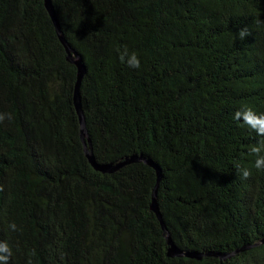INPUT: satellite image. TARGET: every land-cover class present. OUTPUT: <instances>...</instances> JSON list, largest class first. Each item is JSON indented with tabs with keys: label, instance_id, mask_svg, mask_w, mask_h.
Returning <instances> with one entry per match:
<instances>
[{
	"label": "trees",
	"instance_id": "1",
	"mask_svg": "<svg viewBox=\"0 0 264 264\" xmlns=\"http://www.w3.org/2000/svg\"><path fill=\"white\" fill-rule=\"evenodd\" d=\"M0 0L7 264H264V0ZM246 28L241 39L236 33ZM135 53L138 68L121 54ZM247 169L244 178L240 172ZM158 170V171H157ZM156 189V213L151 209ZM15 224V230L9 228ZM166 232V233H165ZM173 245L200 259L169 257Z\"/></svg>",
	"mask_w": 264,
	"mask_h": 264
},
{
	"label": "water",
	"instance_id": "2",
	"mask_svg": "<svg viewBox=\"0 0 264 264\" xmlns=\"http://www.w3.org/2000/svg\"><path fill=\"white\" fill-rule=\"evenodd\" d=\"M44 6L53 22V25L55 27V31L56 34L60 40V42L62 43L63 47L65 48L66 52H67V60L71 63H73L76 68H77V79H76V83H75V88H74V93H73V104L76 110V113L78 115V119H79V124H80V137H81V141L83 144V148H84V154L85 157L87 158L89 164L98 172L100 173H113L115 172L117 169H119L120 167H122L125 164H129L131 162H138L143 160L145 163L149 164L150 166L154 167V165L145 159H141V158H137V157H131L130 159L125 160L122 163H118V164H112V163H107V164H98L94 157L93 154L90 150V147H88L87 143H89L88 140V135L86 132V128H85V121H84V117H83V113H82V109H81V103H80V95H79V89H80V83L83 79V76L85 74V67L83 66L80 58L75 55V57H73V51L71 50L70 46L68 45V43L66 42V40L64 39L61 30H60V26H59V22L57 20L55 11L53 9V6L51 4V0H44ZM155 168V167H154ZM158 171V170H157ZM159 172H157V183L156 186L152 192V203H151V209L156 213L157 217L159 220H161L159 214H158V210H157V204H156V189L158 186V182H159ZM166 233V232H165ZM167 243H168V256L169 257H189V258H196V259H200L201 255H198L196 253H187V252H182L181 250H179L178 248H176L171 239L169 238L168 235L165 236Z\"/></svg>",
	"mask_w": 264,
	"mask_h": 264
},
{
	"label": "clouds",
	"instance_id": "3",
	"mask_svg": "<svg viewBox=\"0 0 264 264\" xmlns=\"http://www.w3.org/2000/svg\"><path fill=\"white\" fill-rule=\"evenodd\" d=\"M236 35L243 39L247 35V29H239ZM121 57L125 60L128 67H139V60L134 52L129 53L127 50H124ZM233 119L241 120L244 125L255 131L258 135L264 136V114L257 115L252 112L251 109L243 108L234 113ZM251 151L253 153H264V145L253 147ZM254 167L258 170L264 169V154L257 155V158L254 161ZM240 174L244 178L249 175L247 169H242ZM9 228L15 230V224H9ZM10 254V249L7 243L0 242V264H7Z\"/></svg>",
	"mask_w": 264,
	"mask_h": 264
}]
</instances>
